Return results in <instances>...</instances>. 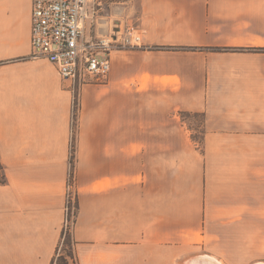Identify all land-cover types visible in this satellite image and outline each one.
<instances>
[{"label": "crops", "instance_id": "1", "mask_svg": "<svg viewBox=\"0 0 264 264\" xmlns=\"http://www.w3.org/2000/svg\"><path fill=\"white\" fill-rule=\"evenodd\" d=\"M31 28L32 0H0V264H52L65 223L74 92ZM137 28L144 46L79 93L80 264H143L133 247L158 257L262 217L264 0H140ZM179 111L204 115V152Z\"/></svg>", "mask_w": 264, "mask_h": 264}, {"label": "rangeland", "instance_id": "2", "mask_svg": "<svg viewBox=\"0 0 264 264\" xmlns=\"http://www.w3.org/2000/svg\"><path fill=\"white\" fill-rule=\"evenodd\" d=\"M88 10L89 18L86 20L87 34L91 37H109L113 32L111 31L107 34H101L99 31V28L102 27L101 24L110 25L115 29L114 32L116 33L125 30L128 26L138 27L140 0H89ZM106 80L107 78L101 79L97 82H105ZM181 112L182 111H179V115L182 121L185 122L190 129L192 138L196 141L197 148L201 152H204V115L202 113L198 114L199 112L189 111L190 113L186 114L185 119H183ZM69 164V173L72 174V181L70 182L71 190L68 193V186L66 185L65 223L58 249L62 250L63 235L68 234L71 241L70 246H72L77 252L78 247L76 246L77 242L74 237V226L79 211V195L75 181L76 154L73 159H70ZM231 165L237 169V166H235L234 163H231ZM262 166L264 167V162H262ZM254 189L260 191L261 197L262 217L259 221V225L253 226V224H241L230 225L228 227H214L218 233H221V239L218 238L212 242L204 243L202 246V240L198 239L196 245L200 244V246H189L185 249L181 247L178 251H176V239H170V237L165 240L163 255H161L160 252L158 257L156 254L152 255L150 250H142L140 249V246L133 247L132 252L134 255L143 256L137 259L136 262H143V264H190L189 260L191 261L194 257L210 254V252L214 250L213 252L223 251L227 253L228 260L231 264L264 263V181H262V184L259 187L255 186ZM251 190L252 187H250V191ZM202 233L204 232L202 231ZM70 246H66L62 250L67 256L71 249ZM68 261L70 264H73V260L70 257H68Z\"/></svg>", "mask_w": 264, "mask_h": 264}, {"label": "built area", "instance_id": "3", "mask_svg": "<svg viewBox=\"0 0 264 264\" xmlns=\"http://www.w3.org/2000/svg\"><path fill=\"white\" fill-rule=\"evenodd\" d=\"M88 3L89 0H32V55L55 63L74 92L70 159L76 154L79 91L86 84L108 77L113 50L144 46L142 33L135 26L113 32L109 37L88 35ZM71 177L69 173L68 193Z\"/></svg>", "mask_w": 264, "mask_h": 264}, {"label": "trees", "instance_id": "4", "mask_svg": "<svg viewBox=\"0 0 264 264\" xmlns=\"http://www.w3.org/2000/svg\"><path fill=\"white\" fill-rule=\"evenodd\" d=\"M190 113L189 111H182V118L185 119V115ZM200 114V113H198ZM75 242V241H74ZM71 245V241H70V237L68 234H64L63 235V244H62V250L63 248H65L66 246H70ZM70 251L68 252V256L62 252V250H60L59 252H57L56 256L54 257L52 264H70L68 261V257H70L73 260V264H79V258L77 255L76 250H74V248L72 246H70Z\"/></svg>", "mask_w": 264, "mask_h": 264}, {"label": "water", "instance_id": "5", "mask_svg": "<svg viewBox=\"0 0 264 264\" xmlns=\"http://www.w3.org/2000/svg\"><path fill=\"white\" fill-rule=\"evenodd\" d=\"M200 263H202L204 260L206 259H210L212 260L214 263H217V260L213 257H210L208 255H199L197 257H195ZM218 264V263H217Z\"/></svg>", "mask_w": 264, "mask_h": 264}, {"label": "bare ground", "instance_id": "6", "mask_svg": "<svg viewBox=\"0 0 264 264\" xmlns=\"http://www.w3.org/2000/svg\"><path fill=\"white\" fill-rule=\"evenodd\" d=\"M194 261H196L198 264H217V263H214L212 260L210 259H206L204 260L202 263H200L196 258L194 259ZM259 264V263H258Z\"/></svg>", "mask_w": 264, "mask_h": 264}]
</instances>
